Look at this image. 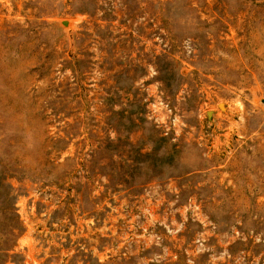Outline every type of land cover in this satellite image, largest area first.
<instances>
[{
  "label": "rangeland",
  "instance_id": "rangeland-1",
  "mask_svg": "<svg viewBox=\"0 0 264 264\" xmlns=\"http://www.w3.org/2000/svg\"><path fill=\"white\" fill-rule=\"evenodd\" d=\"M0 264H264V0H0Z\"/></svg>",
  "mask_w": 264,
  "mask_h": 264
},
{
  "label": "water",
  "instance_id": "water-1",
  "mask_svg": "<svg viewBox=\"0 0 264 264\" xmlns=\"http://www.w3.org/2000/svg\"><path fill=\"white\" fill-rule=\"evenodd\" d=\"M223 106H220V108H222ZM210 117V113H208V118Z\"/></svg>",
  "mask_w": 264,
  "mask_h": 264
}]
</instances>
